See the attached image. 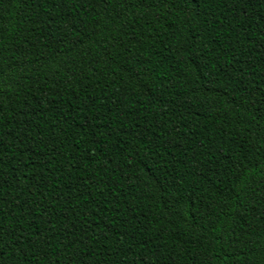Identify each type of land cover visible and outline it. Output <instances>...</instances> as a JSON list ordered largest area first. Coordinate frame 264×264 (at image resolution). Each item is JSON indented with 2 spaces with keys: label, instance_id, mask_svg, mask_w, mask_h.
I'll return each mask as SVG.
<instances>
[{
  "label": "trees",
  "instance_id": "16d2710c",
  "mask_svg": "<svg viewBox=\"0 0 264 264\" xmlns=\"http://www.w3.org/2000/svg\"><path fill=\"white\" fill-rule=\"evenodd\" d=\"M0 264H264V0H0Z\"/></svg>",
  "mask_w": 264,
  "mask_h": 264
}]
</instances>
